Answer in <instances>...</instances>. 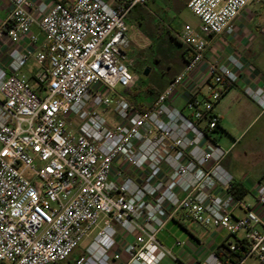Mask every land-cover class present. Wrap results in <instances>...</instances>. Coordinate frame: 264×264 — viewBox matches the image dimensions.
I'll return each instance as SVG.
<instances>
[{
	"label": "built area",
	"instance_id": "obj_1",
	"mask_svg": "<svg viewBox=\"0 0 264 264\" xmlns=\"http://www.w3.org/2000/svg\"><path fill=\"white\" fill-rule=\"evenodd\" d=\"M7 1L0 22L7 49L0 66V264H61L74 251V264H160L165 257L264 264V217L232 193L221 164L227 152L215 140V106L246 63L232 53L206 55L207 37L231 35L238 12L264 0H188L199 25L184 24L177 38L190 56L144 110L124 97L133 81L126 18L148 0L117 8L104 0L50 7ZM33 27L43 37L38 45ZM22 41L38 48L21 49ZM30 59L38 67L32 79L21 72ZM179 86L190 93L187 113L171 104ZM243 93L264 111V87ZM250 194L264 211V185ZM172 220L241 232L245 250L235 262L222 261L202 241L196 244L204 253L184 261L156 238ZM225 244L238 251L235 240Z\"/></svg>",
	"mask_w": 264,
	"mask_h": 264
},
{
	"label": "crops",
	"instance_id": "obj_2",
	"mask_svg": "<svg viewBox=\"0 0 264 264\" xmlns=\"http://www.w3.org/2000/svg\"><path fill=\"white\" fill-rule=\"evenodd\" d=\"M71 1L72 0H31L33 6L44 4L47 7L52 6L54 3L67 4ZM123 1L124 0H104V2L112 8H117ZM187 1L188 0H148L143 6L134 7L126 18V23L132 22L131 28H129L127 34L130 41V46L137 37L136 33L134 32V28L136 29V27H141L145 22L150 24L151 29H158L159 31L165 30L169 36L179 41L177 35L180 32L182 26L187 23H179L178 26H174V22L178 21L181 9L186 8ZM246 6L242 8L238 12L237 16L233 19L232 25L234 27V31L231 35L221 34L206 38L208 44V53L206 55L207 57L216 56L223 58L225 53H232L240 56L246 63V69L239 76V81L237 84L229 87L215 106V112L220 118L219 128L215 133V140L216 143L227 152L221 164L222 167L232 177V184L240 187L238 192L243 190V193L245 194L243 195L242 199L254 206L255 210L260 212L262 217H264V211H261V209L255 205L254 199L253 201L249 200L253 198L250 192H252L254 185L258 183L264 185V169H260L254 176L249 178H244L243 173L237 170V166L239 163H241V156L243 155V133L250 126L264 118V111H261L258 106L243 93V89L246 86L264 87V72H261L255 64L257 59L255 40L257 34L264 35V24H261V22L257 23L255 21V16H257L258 12L256 10L252 12L246 9ZM10 8L11 5L7 0H0V22L5 18ZM32 30L35 34H37V36H40L38 35V31L35 27H33ZM42 40L38 39L37 45L38 43H42ZM37 45H32L30 43H26L25 41L20 42L21 49H34L35 46L37 47ZM181 45L183 46L184 51V54L182 53L181 57L186 63L190 53L183 44ZM130 46L128 49V54ZM6 50L7 49L5 46L0 45V66L5 65ZM30 60L35 64L32 59ZM34 74L35 72L29 76L25 74L24 75L28 79H32ZM170 81V78L164 79L161 81V83H159V89L156 90L153 88L154 92L146 91V93H155L154 96H150L148 98L143 96L142 99L140 96L138 97L137 94L135 96H129V92H134L131 85V87L124 92V97L133 105H138L145 109L152 103L155 96L160 93ZM204 94L205 89L201 88L196 96L201 97ZM189 95V91L186 90L184 86H179L176 89L174 98L171 100V104L180 109L183 113H187V110L184 107V102L187 97H189ZM247 109L249 112H251L249 117L245 120V125L243 127V113L244 110L246 111ZM104 115L108 122L112 124L114 120L112 113L107 111L104 113ZM219 140L222 141L223 146L220 145ZM247 142L249 141L247 140ZM246 145L248 144L245 143L244 146ZM169 222H173L174 224H178L185 228L184 222L177 220H172ZM203 229L207 232L210 230L206 228ZM189 235L191 239L186 241L183 244V248H178L175 253L184 261H188L196 256H201L204 253V248L202 246L199 247L198 244L196 246V243L203 241L208 242L207 245H209V243H212L213 240V237L210 238V236H207L203 240L194 234L190 233ZM239 237H241V235ZM226 241H228V239L225 237L217 243H213L212 245L210 244L209 248L216 249L220 243H225ZM247 264H257V262L254 259H248Z\"/></svg>",
	"mask_w": 264,
	"mask_h": 264
},
{
	"label": "rangeland",
	"instance_id": "obj_3",
	"mask_svg": "<svg viewBox=\"0 0 264 264\" xmlns=\"http://www.w3.org/2000/svg\"><path fill=\"white\" fill-rule=\"evenodd\" d=\"M246 9L252 12L256 10L258 14L255 16V21L264 24V4L250 2L247 4ZM179 23H187L195 28L199 25L197 17L187 8L181 9L179 19L174 22V26H178ZM131 24L132 22L127 23L128 30L131 28ZM136 29L134 28V32L137 37L131 43L129 54H127V61H130L128 69L133 77L132 89L136 90L138 97L140 96L142 99L143 96L148 98L155 95V93H146L145 89L149 85L156 90L159 89V83L166 78L172 80L184 67L185 62L181 57L184 52L182 43L169 36L165 30L151 29L148 22H145L141 27H136ZM38 35H40L38 39L42 40L43 37L39 32ZM255 47L257 53L255 64L261 72H264V35L257 34ZM37 70L38 67L30 60L22 68L21 72L29 76ZM144 70H146V75H143ZM250 112L248 109L244 110L243 127ZM219 143L223 146L221 140H219ZM245 143L248 145L244 146ZM241 157V163L237 166V170L243 173L244 178L254 176L260 169H264V118L250 126L243 133V155ZM249 200L253 201V198ZM184 226L185 228L173 222H168L160 230L156 238L165 249L170 250L173 254L180 248L175 246V242L179 241L183 245L191 239L190 233L203 240L207 236L213 237L211 245L221 241L225 237L231 242L235 240L233 236H228L224 230L219 228L210 229L207 232L197 224L189 221H184ZM241 234V232L238 233L236 237H239ZM86 242L84 243L86 244ZM195 245L197 246V244ZM77 254L78 252L74 251L61 264H74ZM160 264L176 263L170 258L165 257Z\"/></svg>",
	"mask_w": 264,
	"mask_h": 264
},
{
	"label": "trees",
	"instance_id": "obj_4",
	"mask_svg": "<svg viewBox=\"0 0 264 264\" xmlns=\"http://www.w3.org/2000/svg\"><path fill=\"white\" fill-rule=\"evenodd\" d=\"M135 91H136V90H135ZM135 91L132 92V93H128L129 96H130V95H131V96H135V95L137 94ZM145 91H147V92H154V89L149 85V86L145 89ZM136 107L139 108L140 110H144V108H142V107H140V106H138V105H137ZM218 128H219V125L217 126V129H218ZM239 188H240V187H238V186L232 184V193H233L235 196L242 198L243 195H244L245 193H243V190H242L241 192H238V189H239ZM234 238H235V241H236V246L238 247V251H236V252H230V251L228 250V248H227V246H226V244H225L224 242L220 243V244L218 245V247L216 248V252H217L218 256L220 257V259H221L222 261H225L226 259H228V260L231 261V262H235V260H236L237 258H239V257L242 256L243 251L245 250V247L243 246V242L240 241L239 239H237L236 237H234Z\"/></svg>",
	"mask_w": 264,
	"mask_h": 264
},
{
	"label": "water",
	"instance_id": "obj_5",
	"mask_svg": "<svg viewBox=\"0 0 264 264\" xmlns=\"http://www.w3.org/2000/svg\"><path fill=\"white\" fill-rule=\"evenodd\" d=\"M146 74H147V73H146V70H144V71H143V75H146Z\"/></svg>",
	"mask_w": 264,
	"mask_h": 264
}]
</instances>
